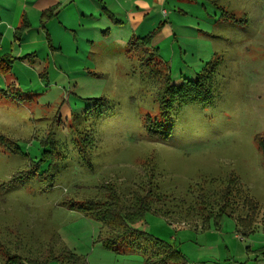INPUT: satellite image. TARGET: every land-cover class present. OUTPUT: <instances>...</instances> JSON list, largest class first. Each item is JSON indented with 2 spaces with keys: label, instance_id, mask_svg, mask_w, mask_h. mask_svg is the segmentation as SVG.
Masks as SVG:
<instances>
[{
  "label": "rangeland",
  "instance_id": "1",
  "mask_svg": "<svg viewBox=\"0 0 264 264\" xmlns=\"http://www.w3.org/2000/svg\"><path fill=\"white\" fill-rule=\"evenodd\" d=\"M183 2L175 9L189 16L187 34L179 42L166 31L156 37L161 64L131 50L126 26L107 19L87 30L55 26L50 41L33 31L2 44L11 55L21 46L37 55L25 53V62L8 56L13 75L0 74V264L11 255L25 263L53 257L46 264H60L67 252L86 264H145L152 243L108 250L102 222L64 204L103 200L106 184L125 204L145 196L160 214L148 213L137 228L175 246L186 260L189 254L231 264L225 261L231 253L241 259L246 240L228 231L231 216H246L250 198L260 207L257 222L264 221V156L257 141L264 136V0ZM167 67L176 86L208 76L213 88L207 103H176L171 133L163 138L145 123L147 116L162 118L157 90ZM46 151L57 155L55 162L31 173ZM232 181L230 215L222 218L229 245L213 221L212 233L201 237V219L187 209L196 206L200 189L218 192Z\"/></svg>",
  "mask_w": 264,
  "mask_h": 264
},
{
  "label": "trees",
  "instance_id": "2",
  "mask_svg": "<svg viewBox=\"0 0 264 264\" xmlns=\"http://www.w3.org/2000/svg\"><path fill=\"white\" fill-rule=\"evenodd\" d=\"M104 12L107 13L113 22L120 23L109 11L104 10ZM161 27L162 24L147 36L134 39L130 43L131 50H142L145 56L144 59L149 58V60L155 61V64H161L159 49L153 48L152 46L153 39ZM26 29V23L18 28L16 30V39L21 40ZM47 36L50 41V36L48 34ZM12 62L10 59H0V74H9L12 70ZM212 71L213 69H211ZM158 81L157 99L162 118L159 121H153L151 116H147L145 124L150 134L158 133L160 137L166 138L170 135L172 129L171 126L167 125L169 124L174 105L176 103H195L198 101L207 103L211 99L213 80L206 76L204 81L193 82L192 80H184L180 86H176L171 80L170 68L167 67L166 73L162 74ZM155 125L157 128H154ZM158 127L162 128L160 132H157ZM53 135V131L51 130L49 133V136H51L49 142L53 149H55ZM0 139H3V136L0 135ZM257 141L264 156V136L259 137ZM56 159L57 155L50 156L47 151L44 152L40 162L36 165V168H33L31 173H35L36 169L38 171L37 166L39 167L42 163H48L49 161L54 163ZM236 188L232 181L228 185L222 186L218 192L215 189H212L210 193L206 189H200V193L198 194L199 198H197L195 203L196 206L194 208L188 207L187 215H194L196 219H201V228L204 231L210 229L211 221H213L215 227H219L223 216L226 214L230 215L228 212L230 207L229 198L233 195L234 189ZM100 189L104 193L103 200L96 198L82 202L68 200L64 204L72 210H80L87 216L102 222V233L105 237L101 241L105 248L114 252L123 253L130 251L129 249H131L135 242L147 241L153 244L155 250L150 256L146 257L145 264H161V261L165 258H167V264H187V260L175 246L165 243L137 228V225L145 220L148 213L160 214L154 208V205L146 200L145 196L142 197L141 195L135 194L132 200L128 204H125L113 184L103 185ZM244 203L248 207V213L246 216L239 217L235 220L237 226L251 232L257 221L260 207L258 203L250 198H246ZM163 214L166 215L165 213ZM52 258L47 257L39 261L28 260L25 263L20 256L11 255L7 258V262H5L6 264H46ZM59 261L60 264H86L80 256L70 252L62 255Z\"/></svg>",
  "mask_w": 264,
  "mask_h": 264
},
{
  "label": "crops",
  "instance_id": "3",
  "mask_svg": "<svg viewBox=\"0 0 264 264\" xmlns=\"http://www.w3.org/2000/svg\"><path fill=\"white\" fill-rule=\"evenodd\" d=\"M169 1H173L170 4L172 6H166ZM183 1L184 0H0V59L6 60L8 56H11V59H19L25 62L30 61L29 58H26L28 56L25 58L22 57L25 53L31 52L28 55H37V51H31L33 49H30V47L26 50L20 44L18 46L21 47L15 54L13 53L14 51L12 55L8 54V49L2 47V44H5L8 38H11L14 42H20L22 39L30 37L33 31H39L43 36L45 34L47 39L48 33L49 36H52V29L55 26L64 27L68 30L78 27L87 30L93 29L94 24L101 22L103 19H107L110 24H113V21L108 16L104 15V10L109 11L114 15L115 19L122 23L121 25L126 26L129 32L127 36H130L127 40L129 43L136 38L147 36L161 23L162 27L155 35L152 42L153 48H158L160 51L161 49L158 47V44H161V41H156V37H159V39L162 38L164 31L170 33V36L174 37L176 42L178 39L184 38L187 34L188 26L184 24L189 16L187 18H182L181 16L185 15L187 12L181 9H175L176 6L180 7L181 5H185ZM188 1L193 2L198 0ZM203 9L206 10L205 7H203ZM191 12L193 11L191 10ZM197 20H199V18H197ZM24 23H26L27 29L24 31L22 39L18 40L16 39V30L22 27ZM36 35L40 34L37 32ZM195 38L199 40L198 36H195ZM30 43H33V41H30ZM76 43L80 44L81 42L78 40ZM13 65L14 64H12V70L9 74L1 75L12 76ZM231 217H233L235 222H233V224L230 223V229L228 231L234 229L235 232L242 233L246 241L243 242L245 248H242V251L239 253L238 257L241 258L238 259L239 261H236L235 258L237 257L232 253L225 261L231 264L234 262L235 264H264V221L260 223L256 221L252 231L249 232L237 226L235 220L237 218L234 216ZM224 223V220H222L219 227L213 229L218 228V235L222 236L223 243L227 242L230 245L229 241L231 239L227 237L228 231H225V227H223ZM212 231V229L203 231L200 236L206 238L207 233L210 234ZM258 231L262 233H257ZM237 237H239L238 234L235 235V238ZM206 245L207 241L203 240V245L201 244L200 247L204 249L207 248ZM229 245L225 247L230 249ZM208 249L211 250L212 248L209 247ZM186 256L187 264H207L208 258H211V256L194 257L189 254H186ZM217 264L222 263L217 262Z\"/></svg>",
  "mask_w": 264,
  "mask_h": 264
},
{
  "label": "snow or ice",
  "instance_id": "4",
  "mask_svg": "<svg viewBox=\"0 0 264 264\" xmlns=\"http://www.w3.org/2000/svg\"><path fill=\"white\" fill-rule=\"evenodd\" d=\"M161 264H167V258L163 259V260L161 261Z\"/></svg>",
  "mask_w": 264,
  "mask_h": 264
}]
</instances>
